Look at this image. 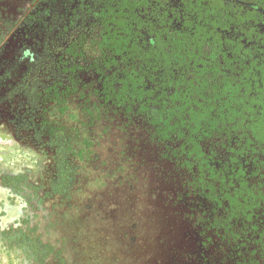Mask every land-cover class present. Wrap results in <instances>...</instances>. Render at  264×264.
Returning <instances> with one entry per match:
<instances>
[{
  "label": "rangeland",
  "instance_id": "1",
  "mask_svg": "<svg viewBox=\"0 0 264 264\" xmlns=\"http://www.w3.org/2000/svg\"><path fill=\"white\" fill-rule=\"evenodd\" d=\"M85 2L73 9L64 0H0V264H236L234 237L217 229L219 214L199 188L186 183L188 173L161 161L162 146L151 141L144 121L135 134L116 131L99 141L103 157L79 169L81 189L70 190L71 199L23 186L37 179L35 158L55 162L56 146L32 141L29 149H16L17 134L29 136L33 123L16 129L12 114L34 108L48 112L56 126L78 124L82 98L92 88L87 83L96 78L94 58L71 54L85 91L75 85L67 108L54 109L58 91L50 79L59 76L63 52L78 40L99 49L102 27L81 19ZM48 9L77 19L46 30ZM119 150L129 153L124 165L115 155ZM247 242L245 264H264L253 238Z\"/></svg>",
  "mask_w": 264,
  "mask_h": 264
},
{
  "label": "trees",
  "instance_id": "2",
  "mask_svg": "<svg viewBox=\"0 0 264 264\" xmlns=\"http://www.w3.org/2000/svg\"><path fill=\"white\" fill-rule=\"evenodd\" d=\"M99 21L101 107L150 126L236 264L248 238L264 255V0H106Z\"/></svg>",
  "mask_w": 264,
  "mask_h": 264
},
{
  "label": "flooded vegetation",
  "instance_id": "3",
  "mask_svg": "<svg viewBox=\"0 0 264 264\" xmlns=\"http://www.w3.org/2000/svg\"><path fill=\"white\" fill-rule=\"evenodd\" d=\"M104 1L106 0H86L85 8L88 10L85 12V14H83L81 18L88 21V23L99 24V26L102 27V30L100 31V34L98 36L100 37V42L102 40L104 26L99 21V13L101 10V6L104 4ZM64 2H66L69 7L73 6V9H75L76 7H78V2H80V0H64ZM50 7H54V5L50 3ZM76 19L77 18H75V16L73 17L71 13L67 11L55 12V10L50 11V9H48L45 28L46 30L51 31L54 29V27L60 28L62 23L70 24L73 23ZM100 42H98L99 49H95L92 45L94 44L93 42H91V44L89 45L84 44V42L78 40V42L70 47L71 49L68 48V50L63 52V54H65L64 58L67 62L58 61V65H60L58 66V78L50 79L51 85H54L58 91V94L55 97L56 107L54 109L60 112L64 111L65 108H67L64 105L66 104L68 106V96L70 95V89H73V87L76 85L77 90L81 89L83 92L85 91L83 89L85 81H82V79L79 78V64H76V62L79 61L77 60V57L74 59L71 57L76 55L79 56V54L83 52L85 53V55L83 56L84 61L94 58V67L95 71H97L96 73H94L96 74V78L95 80H91L87 83L92 86V88H90V90H88L82 98V102L80 104L81 107L79 110L82 118L80 119L78 124H74L72 126H66L63 124V126L61 125V127L56 126L53 122L47 119L46 115L48 114V112L42 113L40 110L35 111L34 108H30L25 114H12L15 115L14 121L16 124L14 125V128L16 127V129L19 126L24 125L25 127L26 125H30V123H33V127L31 126V132L29 136L17 134L18 136H16L15 139L17 141H20V143L18 147L14 146L16 149L21 148V151L27 148L29 149V143L32 141L45 142L46 144L56 146V153L54 156L55 162H53V164L51 163L45 165L42 164V161L35 158L34 160H36L37 165L34 164L33 169L35 171L34 175L37 179L29 182H26V180H24L23 186H25L26 189H29L34 194H40L43 189H46V191L51 190L61 193L64 197V200L71 199V197H73L72 193L75 190L76 192H79L81 189V181L78 177L80 176L79 169H81V167L87 166V163L93 162L94 160L98 159L100 160L103 157L99 150V146H101V143H99V141L109 139L111 133L116 134V131H123L130 134L138 127V123L140 121L138 122L136 120L135 115H133V118L131 119L125 116L123 107L116 104L110 106V102H108V104H105V106L102 105L101 107L102 102L100 101L102 100L101 98L104 95V77L98 69L99 65L96 63V59L100 57L101 54ZM66 54H68V56ZM70 61L72 63H70ZM66 66L70 67L69 70H67L68 68H66ZM23 77L24 76H22L21 79H23ZM47 80H49L48 76ZM42 87H44V85ZM49 91L50 89H47V87H44V89L42 90V92L45 93H48ZM36 93L37 92H35L33 95L37 96ZM93 117L95 118L93 119ZM92 120L93 122H91ZM16 132L19 131L16 130ZM76 133L77 136H75ZM151 133L152 132L149 129V137L151 141L157 143L152 139ZM133 134H135V131ZM137 135L138 134H136V136ZM22 139L28 142H25V144H23V142H21ZM161 149V161L163 159L164 161H172L175 164V162L166 154L164 147ZM128 154L129 153L127 150H119L118 153H115V155L118 157V160L120 161L119 163L122 165L125 164L127 159H130L128 158ZM15 165V169L19 167V164L16 163ZM95 166L98 167L97 165ZM108 169L111 171L110 168ZM7 176L9 180L10 174H8ZM11 178L13 177L11 176ZM10 185H17V182H11ZM70 190H73V192L70 193ZM197 226L200 229L202 228L203 230L205 228V225H203L202 223ZM33 252L38 251L35 249V251ZM116 261H119L118 258L116 259Z\"/></svg>",
  "mask_w": 264,
  "mask_h": 264
}]
</instances>
